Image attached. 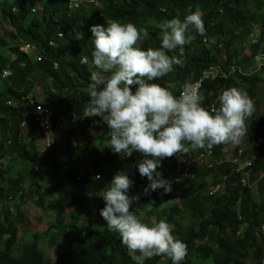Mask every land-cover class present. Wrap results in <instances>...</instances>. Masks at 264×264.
I'll list each match as a JSON object with an SVG mask.
<instances>
[{"label": "trees", "instance_id": "1", "mask_svg": "<svg viewBox=\"0 0 264 264\" xmlns=\"http://www.w3.org/2000/svg\"><path fill=\"white\" fill-rule=\"evenodd\" d=\"M0 2V27L9 24L10 29L7 30V28L3 26V29L0 30V61L3 62H0V100H4L2 101L3 103L0 101V185L3 184L4 181L8 182L7 188L4 187L1 189L2 187H0V204L9 195L15 197L20 189V185L28 181L33 187V189L28 192V197L34 196V198H37V203L42 210H45L44 207L48 206L53 211H58V207L52 201L51 196L59 193L65 186L68 185L69 189L71 187L91 186L90 184L99 181L110 184L118 171L124 172L134 182L130 189L132 192L129 191L128 195H139V199L134 202L131 211L134 210L135 212L138 210L140 212L141 210H146L151 207L149 211L146 210L148 215L142 219L148 223H155L158 219L165 220L166 217L167 219L169 217V221L166 220L170 225L172 224L173 234L186 243L188 255L181 264H220L222 262L224 264H261L264 260V245L254 244V233L255 229L264 221V203L261 204L257 202L258 199H256L257 196L253 192V188L249 186L245 187L240 183L241 176L232 173V164H227L228 167H226V163L220 164V162L224 161L227 157L225 153L226 150L233 144L229 143L214 146L212 149L214 159H209L202 167L194 166L190 168L189 173L191 177L188 179L189 181L187 180L183 183L175 181V176L179 175V173H174L172 171L181 164L184 167L181 169L183 173L187 170V161L196 159L199 155H205V149H198L184 159H177L175 156L173 158L163 159L161 161V167H159L157 171L161 172L165 179L168 178L167 180H169L170 178L169 181L172 182V193H164L163 189H157L156 191H150L146 194L144 189L149 181L146 177L143 178L139 175L138 168L136 169V162L143 157L139 153H133L131 157H122L120 154H115L106 146L109 140V129L107 125L104 123L101 128L102 130L104 129V131L100 132L99 125L103 123L100 117H96L92 120L90 118H82V115L83 109L90 99L85 89L90 83V73L96 70L95 66L92 64L91 55L94 50L92 33L90 31L92 25L101 24L107 26L113 21L120 22L121 24L131 22L138 28H147L149 32V38L146 41H142L140 46L144 49L149 47L156 48L159 47L162 36L158 28L159 23L171 18L183 19L189 12H200L202 14L206 34L201 36L193 32L192 34L195 36V39L183 49L182 59L184 60V66L182 68L176 66L174 71L169 73L168 76L156 81L162 86H168L175 95H178V91L182 84H187V82L195 79L198 80L204 71L213 66L221 65V68L225 72H228L230 65H239L242 69L249 70L251 67L256 66V56L260 53L264 54V0H104L103 12L102 10L99 11L95 6L92 7L88 5L87 2H80L81 4L75 8L73 7L75 4L73 0H0ZM26 11L29 13H26ZM26 14L27 16H25ZM34 15L36 16L35 18L33 17ZM203 39L208 41L207 46L204 44ZM221 39L222 41H220ZM18 40L21 41L19 43L23 42V44L18 45ZM4 41L6 43H4ZM8 41L10 43H8ZM147 41H149V43ZM26 43H31L27 53L22 50L23 45ZM247 50H250L252 55L244 59L242 57ZM178 54L179 50L171 53V55ZM85 60L87 63H82V61ZM56 64L57 67H55ZM35 65L38 66L36 67ZM2 71H8L9 76L7 78L2 77ZM263 71L264 69L249 77L237 71L228 79L206 81L207 83L205 82L201 93L204 97L203 101H207L203 102L205 103L203 106L207 108L208 104L213 101L214 96L216 99L221 93V88L225 86L227 88L233 86L244 89L251 96H257L262 90L264 92ZM21 75L23 76L21 77ZM19 77H21V80H18ZM23 77L25 78L22 79ZM23 80L26 83H24ZM12 81L15 82L12 83ZM6 83L9 86H7ZM36 85L38 86L36 87ZM41 85L44 86L42 87ZM261 87L262 90L259 91ZM211 97H213V99ZM48 98H51L52 107L55 109L54 123L56 125L62 120L70 121L73 114L81 116V120L72 127L73 129L71 128L69 131H65V135L59 133L61 139L55 137L51 146L40 153L39 150L35 151L32 149L35 146L34 141L41 138L40 131L29 129L28 136L26 137L23 133V137H21V133L17 131V128L20 129L21 123L33 116L36 106L43 104L44 100H49ZM8 103H10V105H8ZM62 103H64L65 106H60ZM7 106L8 108H6ZM7 109L9 111H7ZM257 111L258 110H256L252 116H254ZM257 117L258 115L254 116L255 125L250 123V119L246 121L249 126V132L248 137L246 136L243 140L245 145H240L235 148L231 152L232 157H237L240 151H244L243 159L245 160L246 148L250 150L253 147L251 139L248 142L246 141L251 136L252 131L255 133L256 138L264 139V116ZM24 118H26V120H24ZM1 124H3L2 127H4L2 129ZM5 124L11 127H6ZM75 130H79L81 133V143L80 141L73 143V138L76 136ZM96 137L101 139V142L97 143V140H95ZM35 152L37 154H35ZM66 153L72 158L69 157L68 159L63 157L67 155ZM13 156L16 157L13 158ZM7 157L9 158V166L7 165L4 168L3 162H5ZM106 157H108V159H106ZM20 159H22L21 162H24V164L21 166L20 163L21 167H18ZM103 160L107 162L105 163ZM210 164H213L212 168L209 167ZM99 165L101 168L98 167ZM133 165H135V167ZM213 170L214 173L212 172ZM224 170L227 171L225 172ZM263 172L264 150L261 154L259 163L255 166L253 174L251 175L250 171L247 174L250 185L254 186L255 184H261L256 182V178L258 174ZM227 173L228 175L226 176ZM97 175H99V179L96 178ZM7 178L8 180H6ZM197 178L198 181H194L197 180ZM192 181L194 182L192 183ZM224 185H227V191L220 190V194H217V190ZM194 189L195 192H193ZM262 192H264V190H262ZM231 194L233 199L231 198ZM199 198L201 201H199ZM65 199L66 197L60 195L57 201L61 202ZM249 199H251V201ZM74 200L72 204L82 202L84 205L86 204V206H88L87 201H80V199L78 200L75 196ZM202 200H204L203 203L207 200L205 205L202 203ZM199 202L203 204V206H201ZM252 202L253 206H251ZM15 206L17 213H10L6 209H4L3 212L0 211V219L2 218L3 220L2 224L0 223V264H44L45 262L46 264H75L76 262L78 264L82 261L81 264H91L92 261V264H135L130 258L126 247L121 244L119 235L107 230L106 221L100 215V210L105 206V203L95 205L96 207L93 208L94 210L92 213H89L88 217L86 216V219L82 218V214L77 213L65 214L63 211L53 213L55 214V218L47 228L48 230L46 229L40 233L34 231V233L28 232L32 236L26 233L22 237H19L18 224L26 222L27 219L25 213L21 212L20 205L15 203ZM54 206L56 207L54 208ZM145 206L147 207L145 208ZM156 207H160L159 210H154L152 212V208L157 209ZM203 207L204 209L201 210ZM223 208H226L224 212ZM166 209L168 213L166 212L167 214L165 215ZM220 209L221 211H218ZM138 211L136 212L138 213ZM187 212L193 213V215L190 216V213ZM179 213H182V217H180L181 215ZM244 213L249 214L250 218ZM138 214L140 218V213ZM239 217H242L240 219L241 221H239ZM73 219L78 221L75 222ZM211 220H213V222ZM245 220L250 224L248 225ZM186 222L188 224H186ZM258 224L259 226H256ZM59 225L61 226L59 227ZM209 225H211V228H209ZM204 230L205 233L203 232ZM206 231L208 233H206ZM55 232L61 234L58 235L55 234ZM92 232H96L95 235ZM240 233H242L241 236H239ZM33 234H35L37 238ZM38 236L40 238H38ZM73 236L76 237L74 238ZM106 237H108V239ZM31 238L32 240H30ZM50 238L51 240H49ZM69 238L73 241L69 242ZM58 239L59 241H57ZM65 239H69L68 242L70 244L72 243V247L70 244L68 245ZM90 239V246L94 244L92 249L90 246H87L89 245L87 244L88 242L86 243V241ZM105 239L107 241H105ZM19 241L21 242V246L17 244ZM102 241L105 242L103 243ZM79 242H82L84 248L81 247L82 245ZM44 243L54 249V256H51L45 251L42 247ZM113 243L115 244L112 245ZM75 245H77V247ZM57 246L59 248H57ZM73 246L76 248V252H73L74 255L71 254L74 249ZM69 247L73 249L70 250ZM61 249L64 252H62ZM68 250L69 252H65ZM95 251L98 254H95ZM15 252L17 255L14 256ZM58 252L64 253V256ZM121 252H123V254H121ZM76 253L78 255H76ZM200 253L203 256H201ZM228 253L230 255L232 254V256H229ZM58 254H60L59 257ZM67 254L69 257L71 256L70 259ZM91 255L94 258H92ZM74 256L80 258L77 257V259ZM241 256L242 258H240ZM60 257H63V260L61 258L62 261H58ZM65 257H68L67 259H69V261ZM156 258L157 261H154L155 258H152L153 260L151 259L153 261H151L152 264H171V260L166 257ZM71 259L72 261L70 262ZM65 260L66 262H64ZM89 260L92 261L90 262ZM148 261H146L147 263L145 262V264H151L150 260Z\"/></svg>", "mask_w": 264, "mask_h": 264}, {"label": "clouds", "instance_id": "2", "mask_svg": "<svg viewBox=\"0 0 264 264\" xmlns=\"http://www.w3.org/2000/svg\"><path fill=\"white\" fill-rule=\"evenodd\" d=\"M158 28L162 33L159 47L144 49L140 45L149 38L147 28L117 21L90 27L94 44L92 64L96 70L90 73V83L85 89L90 99L83 109V117H100L107 125L106 146L115 154L131 157L139 153L143 157L136 166L149 181L144 189L146 194L157 189H163L164 193L172 191V182L157 171L165 158L184 159L198 149L211 151L221 144H236L227 153L231 155L248 137L246 121L256 111L254 101L238 87L223 89L217 106L208 109L203 106L204 97L199 89L191 84H186L177 96L157 83L176 66H184L183 49L195 39L192 33L206 34L200 12H189L183 19L164 20ZM30 44L26 43L22 50L27 53ZM177 50L178 55H171ZM133 183L126 173L118 171L100 193L105 201L100 215L107 230L119 235L135 264H145L154 257H166L171 264H181L188 248L173 234L172 226L165 220L145 222L131 211L139 199V195H128ZM240 183L253 188L254 193V187L258 186L250 185L247 174L241 176ZM12 197L9 195L0 204L2 212L6 209L14 213V207L7 202Z\"/></svg>", "mask_w": 264, "mask_h": 264}, {"label": "rangeland", "instance_id": "3", "mask_svg": "<svg viewBox=\"0 0 264 264\" xmlns=\"http://www.w3.org/2000/svg\"><path fill=\"white\" fill-rule=\"evenodd\" d=\"M73 1H74L73 3H75L73 5V7H75V8H77L79 6V4L86 3L87 2L88 5H91L92 7L95 6L100 11V10H102L103 5H104V1L103 0H101V1L100 0H73ZM102 12H103V10H102ZM3 26H5V28H7V30H10L9 29V24L2 25L0 27V30L3 29ZM19 42H20V40H18V45L23 44V42L22 43H19ZM251 55H252L251 51L245 53V57L246 58L247 57H251ZM244 74H245V72H243L242 75H244ZM0 83H1V80H0ZM37 86L38 85H36V87ZM41 86L43 87L44 85H41ZM165 87H168V86H165ZM44 88H46V87H44ZM261 90H262V87L259 88V91H261ZM249 96H250V98H252L251 95H249ZM254 99L257 101V103H259V104H261L263 106V109L261 108L260 110H258L257 113L254 116L258 115L257 118H259L261 116H264V92H263V90ZM51 101L52 100L50 98L49 100H46V101L44 100L43 102H44V104H50ZM254 116H251L249 118L250 119V123H252L253 125H255V122H254V119L255 118H254ZM103 124H104V122L99 125V131L100 132H103V130L101 129L102 126H103ZM75 135L76 136H75V138H73V143H74V140L75 139H81L79 137V136H81V133H80L79 130L78 131L75 130ZM250 139H251V143H252V146H253V144L257 143L262 138H256L255 133L252 131L251 136L246 141L248 142ZM95 140H97L96 141L97 143L101 142V139L95 138ZM34 145H35L34 148L31 147L33 150H35V151L39 150L40 153L43 152L44 149H45V139L43 137H41L39 140L34 141ZM234 145H236V144H233L230 148H228V150L225 153L227 154L228 151H229V149H231L232 147H234ZM238 145H245V142L242 141V143H240ZM35 147H36V149H35ZM263 150H264V148L259 152V154H258V157L259 158L261 157V154H262ZM205 151L206 152H210L207 149H205ZM212 156L209 159H214V154H212ZM245 156H246L245 157L246 166H247L248 170H250L251 175H252L253 172L255 171V166H253L251 164L252 163V160H253V153L251 152V150H249V149L246 148V154H245ZM199 157H197V158H199ZM21 161H22V159H20V162L18 163V167H21L24 164V162H21ZM20 163H21V166H20ZM182 168H184V167L180 164L173 171H175L174 173H176L179 169H182ZM100 180H102V179H100ZM256 182L257 183H261V184H258V186H255L254 187V191L256 193L255 195L256 196L258 195V198H257L258 199V202L259 203H263L264 202V192H261L262 191L261 188H263V190H264V184H262V183H264V172L257 175ZM25 183H27V184H25ZM25 183H22L20 185V193L17 194L15 197H12L11 198L12 200L7 201L10 206H13L14 207V210H15L14 213H17V209H16V206H15V203L19 204L20 205L21 212L22 213H25V217L27 219L26 222L19 223L18 224V227H19V237L24 236L26 233H28V231L29 232L35 231V232H38V233L45 231L48 228V226L50 225V223L54 220V215L55 214H53V213H58V211L59 212L60 211H63V213H65V214H68V213L82 214L83 215L82 218L86 219V215L88 217L89 213H92L91 210H94L93 208L96 207L95 205H99L101 203H105V201L103 200V198L100 195V193L102 192V190L106 186L109 185V183H106L104 181H99L97 183L95 182L93 184H90L91 186L71 187L70 189H69V186L67 185L59 193L51 196L52 201L58 207V211H53L48 206H45L44 207L45 210H42L39 207L38 203H37L38 202L37 198H34V196L33 197H28V192L31 191V189H33V187L31 186V183L30 182L27 181ZM2 185L8 187V182L7 181H4ZM7 187H5V188H7ZM88 188L90 190H88ZM64 189H65V192H64ZM90 192H91V196L89 195ZM60 195H63V197H66V199L64 201H61V202L57 201ZM74 196L77 197L78 200L80 199V201H87L88 202V206L84 205L82 202H80L78 204H72L75 201L74 200ZM259 196H260V198H259ZM22 199H23L24 202H22ZM93 202L95 204H93ZM20 203H22V204H20ZM2 209L3 208L0 205V211H2ZM150 209H151V207H149L147 209V211H149ZM147 211H144V210H141L140 212L138 211V213H140V219H143L144 217H146V215H148L147 214ZM132 212H134V210ZM134 213H137V212H134ZM52 217H53V219H52ZM240 219L241 218L239 217V220ZM262 225L259 226L261 229L259 227L255 229V233L256 234L254 233V236H255L254 239L255 238L257 239V240L255 239L256 241L254 240L255 245H262V244L264 245V238H262V237H264V221H263ZM173 226H175V225H173ZM240 234H242V233H240ZM240 234H239V236H240ZM20 243L21 242H18L17 244L20 245ZM42 247L51 256H54V249L53 248H50L46 243L43 244Z\"/></svg>", "mask_w": 264, "mask_h": 264}, {"label": "bare ground", "instance_id": "4", "mask_svg": "<svg viewBox=\"0 0 264 264\" xmlns=\"http://www.w3.org/2000/svg\"><path fill=\"white\" fill-rule=\"evenodd\" d=\"M101 1V0H100ZM104 1V0H103ZM22 2V1H21ZM222 2V1H221ZM0 4H1V2H0ZM3 4V3H2ZM4 5V4H3ZM6 5V4H5ZM22 6V5H21ZM240 6V5H239ZM4 9H5V7H4ZM36 9V8H35ZM37 10V9H36ZM76 11H78V10H76ZM28 11H26V13H27ZM37 12H39V11H37ZM3 13H5V12H3ZM2 13V14H3ZM21 13V12H20ZM29 13V12H28ZM35 13V12H34ZM16 15V14H15ZM14 15V16H15ZM20 15V14H19ZM36 15V14H35ZM33 16L34 18L36 17V16ZM1 16V15H0ZM23 16V15H22ZM21 16V17H22ZM25 16H27V14L25 15ZM25 16H24V18H25ZM29 16V15H28ZM3 17V16H2ZM20 17V18H21ZM4 18V17H3ZM18 18V17H17ZM19 18V19H20ZM53 18V17H52ZM31 19H33V18H31ZM18 20V19H17ZM207 20V19H206ZM20 21V20H19ZM210 25V24H209ZM71 27V26H70ZM253 27V26H252ZM2 30V29H1ZM64 31V30H63ZM65 32V31H64ZM62 34V33H61ZM11 35V34H10ZM9 36V35H8ZM11 37H13V36H11ZM10 37V38H11ZM15 38V37H14ZM17 39V38H16ZM56 39H59V38H56ZM64 39H65V37H64ZM63 39V40H64ZM12 41V40H11ZM15 41V40H14ZM60 41V40H59ZM203 41H204V44L207 46L208 45V41L206 40V39H203ZM220 41H222V39L220 40ZM264 41V40H263ZM21 42V41H20ZM63 42V41H62ZM148 43H149V41H147ZM155 42V41H154ZM210 42V41H209ZM1 43V42H0ZM4 43H6L5 41H4ZM8 43H10L9 41H8ZM7 43V44H8ZM14 43V42H13ZM12 43V44H13ZM59 43V42H58ZM252 43V42H251ZM7 44H5V45H7ZM215 44V43H214ZM4 45V46H5ZM9 45V44H8ZM11 45V44H10ZM152 45V44H151ZM154 45H155V43H154ZM159 45V44H158ZM1 46V45H0ZM24 46V45H23ZM13 48V47H12ZM16 48H17V46H16ZM16 48H13V49H16ZM3 49V48H2ZM18 49V48H17ZM16 49V50H17ZM5 50V49H4ZM18 51H19V49H18ZM5 52V51H4ZM20 52V51H19ZM18 52V53H19ZM246 52H250V50H247ZM245 52V53H246ZM245 53H244V56L242 57V58H244V59H246V57H245ZM6 55V54H5ZM4 56V55H3ZM0 60H1V57H0ZM4 61V60H3ZM27 61V60H26ZM255 61H256V66H254V67H251V69L249 70V69H242L239 65V67L238 66H236V65H230L229 66V70H228V72H225V71H223V69L221 68V65H216V66H213V67H211V68H209L208 70H206V71H204L203 73H202V75L198 78V80H192V81H189V82H187V84H191L192 86H194V87H196V88H198L199 89V92H200V94L202 93V91H203V88H204V85H205V82L206 81H209V80H217V79H228V78H230L232 75H234L237 71H239L241 74H243V72H245V74H244V76H251V75H253V74H255V73H257V72H260V71H262L263 69H264V54H262V53H260L259 55H257L256 56V59H255ZM1 62V61H0ZM30 62V61H29ZM1 63H3V62H1ZM0 63V64H1ZM25 63V62H24ZM27 63H28V61H27ZM26 63V64H27ZM19 64V63H18ZM7 65V64H6ZM14 65V64H13ZM12 65V66H13ZM24 65V64H23ZM23 65H21V66H23ZM5 66V65H4ZM31 66V65H30ZM30 66H28L29 68H32V67H30ZM34 66V65H33ZM36 67L38 66V65H35ZM25 68H27V67H25ZM58 68H59V66H58ZM28 69V68H27ZM5 70V69H4ZM23 70H25V69H23ZM22 71V70H21ZM28 71V70H27ZM3 72V71H2ZM264 72V71H263ZM22 73H24V72H22ZM21 73V74H22ZM26 74V73H25ZM16 75V74H15ZM19 76H20V72H19ZM23 75H21V77H22ZM18 77V76H17ZM17 77H16V79H17ZM21 77H19V79L18 80H21ZM30 77V76H29ZM12 78V77H11ZM25 77H23L22 79H24ZM15 80V79H14ZM17 80V81H18ZM13 82H15V81H12V83ZM21 82V81H20ZM23 82H24V80H23ZM12 83L10 82V84L12 85ZM24 83H26V82H24ZM207 83V82H206ZM81 84V83H80ZM6 85L7 86H9L7 83H6ZM23 85V84H22ZM25 85V84H24ZM186 84H182L181 85V88H180V90L178 91L179 93H178V95L177 96H179V94H180V91L182 90V88L185 86ZM230 85V84H229ZM233 87V86H232ZM6 88H9V87H6ZM225 88H227L226 86L225 87H223V88H221V91L223 90V89H225ZM27 89V88H26ZM35 89V88H34ZM6 90V89H5ZM4 90V91H5ZM22 90V89H21ZM244 90V89H243ZM14 91V90H13ZM28 91V90H27ZM220 91V92H221ZM19 92V91H18ZM24 93V92H23ZM24 94H26V93H24ZM28 94V93H27ZM212 96H214L213 94H211ZM249 95V94H248ZM206 96V95H205ZM210 96V95H209ZM219 96V95H218ZM218 96H217V98H218ZM255 97H257V96H252V100L254 101V103H255V107L257 108L256 110H260L261 108L263 109V106L261 105V104H259V103H257V101L254 99ZM212 99H213V97H211ZM217 98L215 99V96H214V99H213V101H211V103L210 104H208V109H212V108H214V107H216L217 106ZM7 99V98H6ZM66 99V98H65ZM209 99V98H208ZM209 100H211V99H209ZM208 100V101H209ZM1 101V100H0ZM2 101H4L3 99H2ZM1 101V102H2ZM1 102H0V104H1ZM203 102H207V101H203ZM3 103V102H2ZM6 104V103H5ZM203 104H205V103H203ZM9 105V104H8ZM53 104H52V101L50 102V104H41V105H38V106H36V108H35V110H34V113H33V116L31 117V118H29L27 121H24L23 123H21V126H20V129L19 128H17V131L18 132H20L21 134H20V136L21 137H23V133H24V135L27 137L28 136V131H29V129H32V130H37V131H40V133H41V137H43L44 139H45V149L44 150H46V149H48L50 146H51V144L53 143V141L55 140V137H56V134L57 133H62L63 135H65V131H69L72 127H74V125L75 124H77V123H79L80 122V120H81V116H79V115H77V114H73L72 115V119L70 120V121H67V120H62V121H60L59 123H57V125L54 123V116H55V109L53 108V107H51ZM60 106H65V104L64 103H62ZM10 107V106H9ZM3 108V107H2ZM6 108H8V106L6 107ZM13 109V108H12ZM15 109V108H14ZM6 110V109H5ZM16 110V109H15ZM13 110L14 112H16V111H18V110ZM7 111H9L8 109H7ZM32 115V114H31ZM82 118H90V119H92V120H94L96 117H83V115H82ZM24 120H26V118H24ZM4 121V120H3ZM6 121V120H5ZM17 123V122H16ZM7 124V123H6ZM5 124V125H6ZM2 125L3 124H1V129L2 128H4V127H2ZM6 127H9L8 125H6ZM11 127V126H10ZM9 127V128H10ZM17 127V126H16ZM73 129V128H72ZM78 131V130H77ZM103 131H104V129H103ZM81 139H82V136H79ZM106 137V136H105ZM97 138V137H96ZM104 138V137H103ZM81 139H75L74 140V142H79L80 141V143H81ZM98 139V138H97ZM83 144H84V142H83ZM229 146V145H228ZM81 147V146H80ZM227 148V147H226ZM264 148V140L263 139H261V140H259L257 143H255V144H253V147H252V149H250L251 150V152L253 153V160H252V165L253 166H256L258 163H259V160H260V158L258 157V154H259V152L262 150ZM77 149V148H76ZM75 149V150H76ZM91 149V148H90ZM226 150V149H225ZM230 150V149H229ZM29 151V150H28ZM218 152V151H217ZM223 152V151H222ZM15 153V152H14ZM77 153V152H76ZM30 154V153H29ZM28 154V155H29ZM35 154H37L36 152H35ZM67 154V153H66ZM216 154V153H215ZM15 155H16V153H15ZM18 155V154H17ZM31 155V154H30ZM29 155V156H30ZM68 155V154H67ZM67 155H64L63 157H65V158H68L69 159V155L67 156ZM76 155V154H75ZM35 156V155H34ZM200 156V155H199ZM198 156V157H199ZM16 157V156H15ZM14 156H13V158H15ZM174 157V156H173ZM173 157H171V158H173ZM195 157V156H194ZM193 157V158H194ZM213 157V156H212ZM70 158H72V157H70ZM192 158V159H193ZM106 159H108V157H106ZM178 159V158H177ZM64 160H66V159H64ZM104 161V160H103ZM102 162V161H101ZM105 162V161H104ZM107 162V161H106ZM105 162V163H106ZM109 162V161H108ZM215 162V161H214ZM111 163V162H110ZM162 163V162H161ZM168 163H170V162H168ZM133 164H135V163H133ZM165 164H166V162H165ZM164 164V165H165ZM129 165H131V164H129ZM173 165V164H172ZM97 166V165H96ZM134 167H135V165H133ZM98 167H100V165L98 166ZM98 167H96V168H98ZM103 167V166H102ZM129 167V166H128ZM226 167H228L227 165H226ZM226 167H224V168H226ZM230 167V166H229ZM101 168V167H100ZM107 168V167H106ZM138 167H136V169H137ZM229 169V168H228ZM227 169V170H228ZM92 170V169H91ZM102 170V169H101ZM138 170V169H137ZM160 170V169H159ZM197 170V169H196ZM215 170V169H214ZM214 170L212 171L213 173H214ZM226 170V171H227ZM231 170V169H230ZM89 171V170H88ZM103 171V170H102ZM128 171V170H127ZM220 171V170H219ZM225 171V170H224ZM225 171V172H226ZM90 172V171H89ZM101 172V171H100ZM104 172V171H103ZM138 172V171H137ZM172 172H175V171H172ZM185 172V171H184ZM183 172V173H184ZM197 172V171H196ZM211 172V173H212ZM222 172V171H221ZM102 173V172H101ZM135 173H136V171H135ZM195 173V172H194ZM201 173V172H200ZM217 173H218V171H217ZM223 173V172H222ZM231 173V172H230ZM84 174H85V172H84ZM172 174V173H171ZM77 175V174H76ZM75 175V176H76ZM93 175V174H92ZM140 175V174H139ZM138 175V176H139ZM211 175V174H210ZM209 175V176H210ZM228 175V173L226 174V176ZM87 176H88V174H87ZM131 176V175H130ZM136 176H137V174H136ZM166 176V175H165ZM208 176V175H207ZM217 176V175H216ZM225 176V175H224ZM81 177H83V176H81ZM101 177V176H100ZM140 177V176H139ZM176 177V176H175ZM198 177V176H197ZM220 177H222V176H220ZM75 178V177H74ZM144 178V177H143ZM218 178V177H217ZM88 179V178H87ZM90 179H91V177H90ZM104 179H106V178H104ZM168 179V178H167ZM6 180H8V178L6 179ZM80 180V179H79ZM78 180V181H79ZM109 180V179H108ZM169 180H170V178H169ZM221 180V179H220ZM141 181V180H140ZM189 181V180H188ZM191 181V180H190ZM194 181H198V178H197V180H194ZM194 181H192V183L194 182ZM190 183V182H189ZM177 185V184H176ZM190 185V184H189ZM229 186V185H228ZM242 186V185H241ZM239 187V186H238ZM237 187V188H238ZM65 188V187H64ZM67 188V187H66ZM230 188V187H229ZM237 188H236V191H237ZM245 188V187H244ZM63 190V189H62ZM68 190V189H67ZM88 190H90L89 188H88ZM161 190V189H160ZM159 190V191H160ZM140 191V190H139ZM142 191V190H141ZM227 191V190H226ZM231 191V190H230ZM64 192H65V189H64ZM74 192V191H73ZM130 192H132V191H130ZM193 192H195V189L193 190ZM67 193V192H66ZM91 193V192H90ZM170 193H172V191L170 192ZM159 194H162V193H159ZM218 194V193H217ZM220 194V193H219ZM165 195V194H164ZM191 196V195H190ZM208 196H210V195H208ZM215 196V195H214ZM233 196H235V195H233ZM253 196V195H252ZM190 198V197H189ZM188 198V199H189ZM202 198V197H201ZM203 198H204V196H203ZM209 198V197H208ZM226 198V197H225ZM231 198H232V194H231ZM231 198H229V199H231ZM251 198V197H250ZM258 198V195H257V197H256V199ZM259 198H260V196H259ZM205 199H207V198H205ZM211 199V198H210ZM213 199V198H212ZM216 199V198H215ZM233 199V198H232ZM239 199V198H238ZM26 200V199H25ZM209 200V199H208ZM250 201H251V199H249ZM23 201V200H22ZM99 201V200H98ZM199 201H201L200 200V198H199ZM207 201V200H206ZM206 201H205V203H206ZM233 201V200H232ZM254 201V200H253ZM260 201V200H259ZM192 202V201H191ZM204 202V200H202V203ZM216 202H218V201H216ZM219 202H220V199H219ZM258 202V201H257ZM100 203V202H99ZM153 203V202H152ZM205 203H203L204 205H205ZM235 203V202H234ZM245 203V202H244ZM248 203H249V201H248ZM259 203V202H258ZM264 203V202H263ZM93 204H95L94 202H93ZM163 204V203H162ZM190 204V203H189ZM199 204H200V202H199ZM203 204H200L201 206H203ZM236 204V203H235ZM243 204V203H242ZM262 204V203H261ZM82 205V204H81ZM80 205V206H81ZM86 205V204H85ZM140 205V204H139ZM148 205V204H147ZM233 205V204H232ZM254 205H255V203H254ZM260 205V204H259ZM192 206V205H191ZM251 206H253V202L251 203ZM56 206H54V208H55ZM74 207V206H73ZM82 207V206H81ZM147 206H145V208H146ZM189 207H190V205H189ZM193 207V206H192ZM227 207H230V206H227ZM234 207V206H233ZM261 207V206H260ZM53 208V209H54ZM93 208V207H92ZM157 208V207H156ZM160 208V207H159ZM159 208H157V209H155V208H152L153 210H152V212L154 211V210H159ZM164 208V207H163ZM168 208V207H167ZM200 208V207H199ZM252 208V207H251ZM85 209V208H84ZM138 209V208H137ZM189 209V208H188ZM202 209H204V207L203 208H201V210ZM224 209V208H223ZM233 209V208H232ZM245 209V208H244ZM261 209H263V208H261ZM72 210V209H71ZM91 210V209H90ZM147 210V209H146ZM146 210H144V211H146ZM165 210V209H164ZM167 210V209H166ZM190 210V209H189ZM215 210V209H214ZM226 210V208L223 210V212ZM234 210V209H233ZM237 210V209H236ZM238 210H240V209H238ZM264 210V209H263ZM6 211V210H5ZM73 211V210H72ZM88 211V210H87ZM91 211H93V210H91ZM136 211H138V210H136ZM135 211V212H136ZM204 211V210H203ZM213 211V210H212ZM218 211H221V209L220 210H218ZM218 211H215V212H218ZM252 211V210H251ZM262 211V210H261ZM160 212V211H159ZM168 213V210L167 211H165V215ZM181 212V211H180ZM201 212V211H200ZM232 212V211H231ZM247 212V211H246ZM155 213H156V211H155ZM184 213V212H183ZM187 213H190V212H187ZM206 213V212H205ZM52 214V213H51ZM138 214V213H137ZM180 214V213H179ZM182 214V213H181ZM180 214V215H181ZM186 214V213H185ZM184 214V215H185ZM212 214V213H211ZM230 214V213H229ZM235 214V213H234ZM244 214H246V213H244ZM255 214V213H254ZM258 214V213H257ZM73 215V214H72ZM139 215V214H138ZM154 215H156V214H154ZM157 215H158V213H157ZM179 215V216H180ZM193 215V213L191 214L190 213V216H192ZM201 215H203V214H201ZM205 215V214H204ZM246 215H248V217H249V214H246ZM252 215V214H251ZM52 216V215H51ZM70 216V215H69ZM68 216V217H69ZM87 216V215H86ZM178 216V217H179ZM241 216V215H240ZM73 217V216H72ZM71 217V218H72ZM75 217V216H74ZM80 217V216H79ZM139 217V216H138ZM156 217V216H155ZM160 217H161V215H160ZM177 217V218H178ZM180 217H182V215L180 216ZM179 217V218H180ZM203 217V216H202ZM207 217V216H206ZM252 217V216H251ZM54 218H55V215H54ZM76 218V217H75ZM178 218V219H179ZM187 218V217H186ZM194 218H195V216H194ZM231 218V217H230ZM242 218V217H241ZM250 218V217H249ZM248 218V219H249ZM52 219H53V217H52ZM90 219V218H89ZM166 219H167V217H166ZM165 219V220H166ZM168 219H169V217H168ZM167 219V220H168ZM172 219V218H171ZM183 219H184V217H183ZM198 219V218H197ZM211 219V218H210ZM216 219V218H215ZM7 220V219H6ZM74 221H75V219H73ZM166 220V221H167ZM173 220V219H172ZM176 220V219H175ZM180 220H181V218H180ZM209 220V219H208ZM207 220V221H208ZM213 220H214V218H213ZM213 220H211L212 222H213ZM233 220V219H232ZM247 220V219H246ZM245 220V221H246ZM260 220V219H259ZM78 221V220H77ZM77 221H75V222H77ZM89 221V220H88ZM153 221V220H152ZM158 221H159V219H158ZM169 221V220H168ZM171 221V220H170ZM187 221V220H186ZM203 221H204V219H203ZM240 221V220H239ZM242 221L244 222V220L242 219ZM248 221V220H247ZM246 221V222H247ZM197 222V221H196ZM206 222V221H205ZM245 222V223H246ZM253 222H254V220H253ZM43 223V222H42ZM47 223V222H46ZM52 223V222H51ZM90 223H91V221H90ZM236 223H237V220H236ZM242 223V222H241ZM62 224V223H61ZM170 224V223H169ZM186 224H188L187 222H186ZM209 224V223H208ZM233 224V223H232ZM235 224V223H234ZM247 224L249 225L250 223H248L247 222ZM255 224H256V222H255ZM260 224V223H259ZM259 224L258 225H256V226H259ZM44 225V224H43ZM48 225V224H47ZM53 225H55V224H53ZM52 225V226H53ZM172 225V224H171ZM194 225V224H193ZM247 225V226H248ZM260 225H262V224H260ZM61 225H59V227H60ZM67 226V225H66ZM71 226V225H70ZM69 226V227H70ZM203 226V225H202ZM207 226V225H206ZM227 226V225H226ZM263 226V225H262ZM49 227V226H48ZM54 227V226H53ZM58 227V228H59ZM74 227H75V225H74ZM208 227V226H207ZM55 228V227H54ZM57 228V227H56ZM209 228H211V225H209ZM260 228V227H259ZM50 229V228H49ZM75 229H77V228H75ZM205 229V228H204ZM226 229V228H225ZM228 229V228H227ZM261 229V228H260ZM48 230V229H47ZM74 230V229H73ZM89 230V229H88ZM98 230V229H97ZM202 230H203V227H202ZM236 230V229H235ZM238 230V229H237ZM240 230V229H239ZM248 230V229H247ZM78 231V230H77ZM80 231H83V230H80ZM79 231V232H80ZM84 231H87V230H84ZM102 231V230H101ZM210 231V230H209ZM220 231V230H219ZM246 231V230H245ZM29 232V231H28ZM35 232V231H34ZM33 232V233H34ZM53 232V231H52ZM69 232V231H68ZM97 232V231H96ZM95 232V233H96ZM204 233H205V230L203 231ZM211 232V231H210ZM234 232V231H233ZM240 232V231H239ZM242 232V231H241ZM248 232V231H247ZM60 233V232H59ZM70 233H71V231H70ZM69 233V234H70ZM87 233V232H86ZM94 235H95V233L94 232H92ZM99 233V232H98ZM206 233H208L207 231H206ZM224 233V232H223ZM251 233V232H250ZM249 233V234H250ZM261 233V232H260ZM27 234H29V233H27ZM55 234H58L57 232H55ZM61 234V233H60ZM60 234H58V235H60ZM67 234V233H66ZM90 234V233H89ZM105 234V233H104ZM103 234V235H104ZM211 234V233H210ZM209 234V235H210ZM245 234V233H244ZM256 234V233H255ZM29 235H31V234H29ZM34 236H36L35 234H33ZM68 235V234H67ZM108 235H109V233H108ZM230 235V234H229ZM32 236V235H31ZM41 236V235H40ZM46 236V235H45ZM44 236V237H45ZM69 236V235H68ZM98 236V235H97ZM231 236V235H230ZM234 236V235H233ZM232 236V237H233ZM240 236H241V234H240ZM51 237H53V236H51ZM70 237V236H69ZM74 237V236H73ZM76 237V236H75ZM74 237V238H75ZM85 237H89V236H85ZM100 237V236H99ZM245 237V236H244ZM250 237V236H249ZM35 238V237H34ZM36 238H37V236H36ZM38 238H40L39 236H38ZM56 238H58V237H56ZM68 238V237H67ZM71 238V237H70ZM69 238V239H70ZM91 238V237H90ZM101 238V237H100ZM99 238V239H100ZM104 238H105V236H104ZM107 239H108V237H106ZM237 238V237H236ZM242 238V237H241ZM258 238V237H257ZM262 238H264V237H262ZM69 239H65L66 241H67V243H68V245L70 244L69 242L70 241H73V240H69ZM89 239V238H88ZM98 239V238H97ZM110 239V238H109ZM208 239V238H207ZM256 239V238H255ZM30 240H32V238L30 239ZM49 240H51V238L49 239ZM53 240H54V238H53ZM68 240H69V242H68ZM82 240V239H81ZM87 240V239H86ZM102 240V239H101ZM104 240V239H103ZM257 240V239H256ZM255 240V241H256ZM33 241H34V239H33ZM57 241H59V239L57 240ZM83 241H84V239H83ZM89 241H91V239L90 240H88V241H86V243L87 244H89ZM92 241H93V236H92ZM105 241H107L106 239H105ZM104 241V242H105ZM109 241V240H108ZM238 241V240H237ZM259 241V240H258ZM20 242V241H19ZM49 242V241H48ZM95 242V241H94ZM103 242V241H102ZM103 242V243H104ZM203 242V241H202ZM249 242H251V241H249ZM27 243V242H26ZM61 243V242H60ZM79 243H81V245H82V242H79ZM97 243V242H96ZM95 243V244H96ZM99 243V242H98ZM108 243V242H107ZM45 244V243H44ZM49 244V243H48ZM72 244V243H71ZM70 244V245H71ZM85 244V243H84ZM115 243H113L112 245H114ZM117 244V243H116ZM239 244V243H238ZM255 244V243H254ZM30 245H33V244H30ZM61 245V244H60ZM79 245V244H78ZM93 245L94 244H92V246H90V244L89 245H87L88 247L90 246L91 247V249H92V247H93ZM97 245V244H96ZM197 245V244H196ZM263 245V244H262ZM20 246H21V244H20ZM23 246V245H22ZM28 246V245H27ZM58 246H59V244H58ZM57 246V248H59ZM76 247H77V245H75ZM80 246V245H79ZM86 246V247H87ZM103 246V245H102ZM116 246V245H115ZM200 246V245H199ZM198 246V247H199ZM202 246V245H201ZM236 246V245H235ZM24 247H25V245H24ZM63 247V246H62ZM71 247H72V245H71ZM74 247V246H73ZM81 247H83L84 248V246L82 245ZM85 247V248H86ZM96 247V246H95ZM94 247V248H95ZM122 247V246H121ZM197 247V248H198ZM214 247V246H213ZM232 247V246H231ZM252 247V246H251ZM20 248V247H19ZM23 248V247H22ZM61 248V247H60ZM64 248V247H63ZM62 248V249H63ZM83 248H81V249H83ZM93 248V249H94ZM99 248V247H98ZM98 248H97V250H98ZM108 248H109V246H108ZM210 248V247H209ZM247 248V247H246ZM61 249V250H62ZM69 249H70V247H69ZM73 249V248H72ZM72 249H70V250H72ZM75 247H74V249H73V251H72V253L71 254H73V252H76L75 251ZM81 249H79V250H81ZM86 249H88V248H86ZM90 249V250H91ZM102 249V248H101ZM104 249V248H103ZM248 249V248H247ZM16 250V249H15ZM14 250V251H15ZM84 250V249H83ZM233 250V249H232ZM245 250V249H244ZM250 250V249H249ZM22 251V250H21ZM20 251V252H21ZM92 251H94V250H92ZM259 251V250H258ZM20 252H19V254H20ZM62 252H64L63 250H62ZM65 252H69V250L68 251H65ZM125 252V251H124ZM234 252V251H233ZM256 252V251H255ZM264 252V251H263ZM58 253H60V252H58ZM81 253H82V251H81ZM97 252L95 251V254H96ZM126 253V252H125ZM242 253V252H241ZM240 253V254H241ZM253 253V252H252ZM60 254H62L63 256H64V253H60ZM60 254H58V257H59V255ZM66 254V253H65ZM98 254V253H97ZM121 254H123V252H121ZM247 254H248V252H247ZM15 255H17L16 254V252H15V254H14V256ZM21 255V254H20ZM61 255V256H62ZM74 255V254H73ZM73 255H72V257H73ZM76 255H78L77 253H76ZM94 255V254H93ZM200 255H201V253H200ZM199 255V256H200ZM228 255L229 256H232V254L230 255L229 253H228ZM67 256H68V254H67ZM84 256V255H83ZM92 256V255H91ZM97 256V255H96ZM95 256V257H96ZM201 256H203V255H201ZM228 256V257H229ZM45 257H47V256H45ZM69 257V256H68ZM67 257V258H68ZM74 257H76V256H74ZM78 257V256H77ZM76 257V258H77ZM257 257V256H256ZM259 257V256H258ZM61 258H62V260H63V257H60L59 259L60 260H58V261H62L61 260ZM66 258V257H65ZM66 258V259H67ZM71 258V256L69 257V259ZM75 258V259H76ZM78 258H80V257H78ZM77 258V259H78ZM82 258H85V257H82ZM92 258H94L93 256H92ZM104 258H106V257H104ZM126 258V257H125ZM155 258V260L154 261H157L156 259V257H154ZM153 258V259H154ZM202 258V257H201ZM230 258V257H229ZM228 258V259H229ZM232 258H234V257H232ZM231 258V259H232ZM237 258V257H236ZM236 258H235V261H236ZM240 258H242V256L240 257ZM69 259H67L68 261H69ZM72 259H74V258H72ZM72 259L70 260V262L72 261ZM152 259V260H153ZM264 259V258H263ZM49 260H50V258H49ZM82 260H84V259H82ZM81 260V261H82ZM88 260V259H87ZM152 260H150V263H151V261ZM204 260V259H203ZM239 260H241V259H239ZM77 261H79V260H77ZM86 261V260H85ZM84 261V262H85ZM90 261V260H89ZM92 261V260H91ZM90 261V262H91ZM126 261V260H125ZM148 261V260H147ZM238 261V260H237ZM242 261H243V259H242ZM241 261V262H242ZM48 262V261H47ZM64 262H66V260L64 261ZM63 262V263H64ZM83 262V261H82ZM81 262V263H82ZM93 262V261H92ZM92 262H91V264H92ZM129 262V261H128ZM146 262V261H145ZM149 262V261H148ZM153 262V261H152ZM80 263V262H79ZM78 263V264H79ZM80 263V264H81ZM89 263V262H88ZM147 263V262H146ZM223 263V262H222ZM222 263H220V264H222ZM251 263V262H250ZM44 264H46V262L44 263ZM48 264V263H47ZM61 264V263H60ZM71 264V263H70ZM73 264V263H72ZM75 264H77V262L75 263ZM152 264V263H151ZM204 264H206V263H204ZM224 264V263H223Z\"/></svg>", "mask_w": 264, "mask_h": 264}, {"label": "built area", "instance_id": "5", "mask_svg": "<svg viewBox=\"0 0 264 264\" xmlns=\"http://www.w3.org/2000/svg\"><path fill=\"white\" fill-rule=\"evenodd\" d=\"M9 75V72L8 71H3L2 72V77H6ZM213 154V151L211 150L210 152H205V155H201L199 158L197 159H193V160H190V161H187V170L182 173L181 172V169H179L177 171V173H179V175H177L175 177V181H179L181 183L187 181L191 175L189 173V170L190 168H193L194 166H197V167H202L204 166L209 160V158L212 156ZM244 158V151H240L239 152V155L237 157H231V155L227 156L226 159L222 162H220V164H232L234 169H233V173L234 174H237V175H240V176H244L246 174H248V172L250 170H248L247 166H246V162L245 160L243 159ZM252 164V163H251ZM9 165V158L7 157L5 162H3V166L4 168ZM209 167H213V164H210ZM182 173V174H181ZM227 189V185H224L222 188H219L217 190V193L221 191H225ZM264 264V262H263Z\"/></svg>", "mask_w": 264, "mask_h": 264}, {"label": "crops", "instance_id": "6", "mask_svg": "<svg viewBox=\"0 0 264 264\" xmlns=\"http://www.w3.org/2000/svg\"><path fill=\"white\" fill-rule=\"evenodd\" d=\"M59 136H60V134L57 133V134H56V137H57L58 139H61V137H59ZM77 165H79V164H77Z\"/></svg>", "mask_w": 264, "mask_h": 264}]
</instances>
